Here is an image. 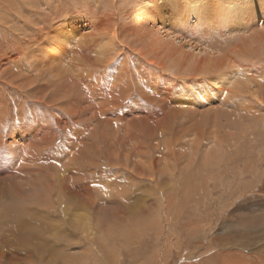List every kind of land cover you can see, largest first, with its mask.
<instances>
[{"label": "rangeland", "instance_id": "374dc122", "mask_svg": "<svg viewBox=\"0 0 264 264\" xmlns=\"http://www.w3.org/2000/svg\"><path fill=\"white\" fill-rule=\"evenodd\" d=\"M195 1L0 0V264H264V0Z\"/></svg>", "mask_w": 264, "mask_h": 264}, {"label": "bare ground", "instance_id": "6f19581e", "mask_svg": "<svg viewBox=\"0 0 264 264\" xmlns=\"http://www.w3.org/2000/svg\"><path fill=\"white\" fill-rule=\"evenodd\" d=\"M143 1H145V3H143ZM176 1V0H175ZM188 0H186L187 2ZM188 3V2H187ZM162 4V5H161ZM135 6L138 7L137 11L133 12L132 13V16L135 17L136 15L135 14H140V18H142V20L140 22L143 23V25L145 27H148L150 21H152L153 19L157 18L159 20H161V18H165L164 21H167V18L169 17L171 20H176L179 21L180 23L182 22H189L191 21V23L195 24L194 22H202L203 20L202 19H208L209 17H214L215 19H219L220 15H221V11H219L218 9H214L213 11L210 10V7L208 6V4H205V3H202L200 1H195V3H188L187 6L185 8H183V10H180L176 5V3L174 2V0H157V1H154V0H142V2H136L134 3ZM242 5V4H241ZM182 6V5H181ZM185 6V5H184ZM246 12H243V6L242 8H238L235 10V12H233V14H235V17L233 16V19L234 20H237V19H243L244 16L247 17L248 15H254V19H256L257 17H261L264 19V5H259V6H247L246 7ZM183 13H185L184 15H186V17H183ZM228 16V15H227ZM137 18V17H136ZM213 18V19H214ZM185 19V20H184ZM132 20L134 21L135 19L132 18ZM205 20L203 22H205ZM131 22V21H130ZM186 22V23H187ZM168 23V22H167ZM142 25V24H141ZM142 25V26H143ZM179 25V24H178ZM264 27V26H263ZM162 28V27H161ZM145 29V28H144ZM68 31L69 30H66L65 31V38L64 40H66V43H69V42H72L73 40V35H72V32H70L68 34ZM68 34V35H67ZM162 36L165 35V33L161 34ZM168 35L170 34H166V37H168ZM144 36V35H143ZM146 36V35H145ZM153 36V35H151ZM156 36V34H155ZM161 36V37H162ZM165 37V36H164ZM165 37V38H166ZM172 37V35H171ZM63 38V37H62ZM149 38V37H148ZM174 38V37H173ZM176 38V37H175ZM150 39V38H149ZM167 40V38H166ZM169 40V38H168ZM177 40V39H176ZM174 40V41H176ZM152 41V39H151ZM173 41V40H172ZM171 41V42H172ZM180 41V40H179ZM170 42V40L168 41ZM177 42V41H176ZM65 43V42H64ZM175 44V43H174ZM178 45V44H176ZM192 45V44H191ZM199 46V45H198ZM194 49V48H193ZM182 54V53H181ZM59 58V57H58ZM171 61H174V60H171ZM155 64V63H154ZM153 64V65H154ZM167 65V64H166ZM172 65L170 68H169V71L172 73V72H176V70L178 69L177 68V63L174 62V65L173 64H170ZM180 68V67H179ZM22 69V68H21ZM179 70V69H178ZM206 72V71H205ZM207 73V72H206ZM221 76H219L220 80L219 82H217V84H222L224 82V79L225 78H228V80H231L233 77H236L238 76L239 78H237V81H239L238 85H241L243 84V80H244V77H246L245 74L239 76V73L237 72H234L232 75L230 74H220ZM170 78L172 77L171 75H168ZM215 82V81H214ZM114 86V85H113ZM119 87V86H118ZM157 87V86H156ZM194 87V86H193ZM186 106V105H185ZM12 154V153H11ZM6 162V161H5ZM0 173H3L4 174V177H7L9 174L8 173H11L10 170H8L6 168V164L4 165L2 161H0ZM8 174V175H7ZM78 183V182H77ZM78 185V184H76ZM36 186V185H35ZM34 186V187H35ZM75 186V185H74ZM84 186V185H83ZM58 188H61V184L59 187H57V190ZM24 188H20V194L21 192L23 193V190ZM80 189V188H79ZM71 191V190H70ZM93 193V192H92ZM5 192L4 191H1L0 192V196L4 195L5 196ZM18 194V193H17ZM24 194V193H23ZM57 195H60V194H57ZM65 195V194H64ZM63 195V196H64ZM84 195V194H83ZM21 196H23L21 194ZM19 196V197H21ZM61 196V195H60ZM63 196H62V199H63ZM66 196V195H65ZM69 196V195H68ZM74 197L76 196H79L77 193H74L73 195ZM124 196V195H123ZM11 197V196H10ZM9 198V197H8ZM15 198V197H14ZM61 199V200H62ZM66 199V198H65ZM79 200V199H78ZM68 201V200H67ZM86 202V201H85ZM67 203V202H66ZM87 204L91 205L92 206V202L91 201H88L86 202ZM94 203V202H93ZM63 205V204H62ZM86 205V204H85ZM53 206V205H52ZM25 207V206H24ZM50 207V206H49ZM62 207V206H61ZM64 207V206H63ZM26 208V207H25ZM52 208V207H51ZM67 208V207H66ZM31 209L32 206H31ZM55 209V208H54ZM73 209V208H72ZM68 210V209H67ZM63 211V210H62ZM69 212V211H67ZM50 213V212H49ZM14 215V214H13ZM60 216V215H59ZM61 217V216H60ZM80 217V216H78ZM78 217L76 219H74L73 223H77L78 224V221H76L78 219ZM84 217V216H83ZM89 217V216H88ZM61 221V220H60ZM63 221V220H62ZM86 221V220H85ZM84 223V222H83ZM21 227L18 229L17 231V236L15 234V237H17V241L16 243H20L21 245L22 244H25V243H28L32 241L33 243V239L32 238V234L35 230V227L34 225H32V223L28 222V224H26V222H22V224H19ZM75 225V224H74ZM90 226V225H88ZM17 227V226H15ZM72 227V226H71ZM70 227V228H71ZM87 227V226H86ZM79 230V229H78ZM71 231V230H70ZM86 231V230H85ZM75 232V231H74ZM37 234V233H36ZM14 238V237H13ZM250 238V237H249ZM38 241L36 240V244L39 245V246H43L44 244H46L45 241H43L40 237H37ZM41 239V240H40ZM12 240V239H11ZM12 242V241H11ZM34 244V243H33ZM46 247V246H44ZM39 248V247H38ZM51 253V252H50ZM52 255V254H51ZM35 259V258H34Z\"/></svg>", "mask_w": 264, "mask_h": 264}]
</instances>
